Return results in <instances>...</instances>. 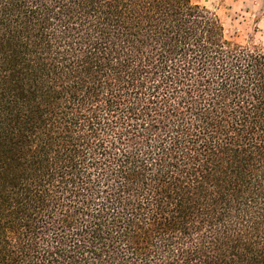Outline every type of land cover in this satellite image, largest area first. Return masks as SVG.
Listing matches in <instances>:
<instances>
[{
	"label": "trees",
	"instance_id": "16d2710c",
	"mask_svg": "<svg viewBox=\"0 0 264 264\" xmlns=\"http://www.w3.org/2000/svg\"><path fill=\"white\" fill-rule=\"evenodd\" d=\"M0 264H264V48L194 0H0Z\"/></svg>",
	"mask_w": 264,
	"mask_h": 264
},
{
	"label": "rangeland",
	"instance_id": "374dc122",
	"mask_svg": "<svg viewBox=\"0 0 264 264\" xmlns=\"http://www.w3.org/2000/svg\"><path fill=\"white\" fill-rule=\"evenodd\" d=\"M221 20L229 40L264 48V0H194Z\"/></svg>",
	"mask_w": 264,
	"mask_h": 264
}]
</instances>
